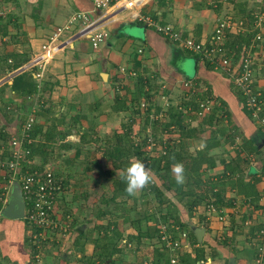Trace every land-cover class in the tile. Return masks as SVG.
Returning a JSON list of instances; mask_svg holds the SVG:
<instances>
[{
    "label": "crops",
    "instance_id": "obj_1",
    "mask_svg": "<svg viewBox=\"0 0 264 264\" xmlns=\"http://www.w3.org/2000/svg\"><path fill=\"white\" fill-rule=\"evenodd\" d=\"M9 1L14 2L15 4L19 3V0ZM21 1L29 3L27 13L22 14L21 16H16L14 13H7L8 15L6 14V16L8 19L12 20V23L15 22L13 26H15L16 29L19 28L24 31V46L25 49L30 52V56L27 55L29 56V59L41 51L42 44L46 42L51 33L57 26L65 24L71 15L80 11H88L94 18L102 12V10L94 8L95 2L93 0ZM199 1L200 0H150L148 4L141 8V11L149 15V12L152 10H157L158 17L156 20L158 22L165 25H171L174 29L181 31L185 36L197 37L198 35V38L203 40L213 31L216 20L222 16H229V14H227V10L224 14H216L212 9H204L196 4V2ZM222 4V10L229 4L232 5L231 8L233 10V15L238 19H241V16L245 15V12L247 11L253 18L254 13L261 12L264 14V0H234L233 3L228 0L227 3L222 2ZM252 7L254 8L252 9ZM20 13H23V10H20ZM230 16L232 17V15ZM196 18H201L204 21L196 22ZM135 21L129 18H115L110 19L105 23L102 22L100 26H104L110 35H108L109 37L106 42L101 43L97 48H92L86 37L73 38L67 46L59 48L46 63L41 76L39 78L35 77L38 84V90L30 97L18 95L9 87L4 86L6 84L10 85L13 76L16 74L23 71H31L35 74V72L39 71V68L34 66L30 67V70L21 69L19 71H10L8 73L9 70L6 67L5 73H2L0 76V87L2 86L0 101L13 103V105L25 101L26 104L30 105V111L26 113V118L30 114H33L34 122L42 125V131H45L47 128H51V131H53V128L55 127L56 130L55 128L54 130L56 132H67L64 139H56L54 143L53 141L51 142L52 148L53 145L56 147L60 142H66L71 144V149H77L78 147L80 149L82 144L94 141H98V143L101 144L100 147L105 148L112 144L108 141L110 138L109 135L112 132L121 131L119 126H116L118 123L116 117L118 114L120 115L121 112L115 108L119 103L114 101V96L118 95V99H124L127 106H129L131 105L130 92H132L134 88L133 79H135V77H128L126 73L122 74L119 68L125 66L127 71L132 69L137 72V74L144 75L146 79L149 77L151 78L152 74H155L153 72L154 70H158L160 74L157 78L158 82L162 84V87H167L164 80L168 81L171 85L178 83L179 87L186 91L185 93L189 97L196 94L200 89H206L207 87L210 88L212 95L215 98H217L216 96H220L227 102L228 109L232 113V120L234 125L238 128V131H240L239 122L234 117L238 116L241 120V124L244 125V128L242 133L240 132V136L245 135L247 137H254V139L258 138L257 143L259 144L261 142L264 137L261 134L263 130L255 131L253 124L246 119L243 113H241V103L238 97L233 94V89H230L226 82L220 79L218 74L219 71L214 70V73L206 71V65L201 61L199 64V73L195 68V64H197L198 61L197 59L194 64L193 74L189 76V78H184L181 74L184 70L182 66L176 67L173 63L168 66L162 60L163 54L182 57L180 56L182 54V51L180 50L184 48L178 46L175 42L170 41L163 35L162 37L159 34L149 31V28L146 27L145 24L141 25L135 23ZM8 27L12 28L11 23ZM76 27L77 26H75L73 30ZM136 27H141V30L136 29ZM253 30L255 32L257 30V32H263L264 36V25L263 27L258 28L253 22L251 27H249V31L251 32ZM139 43H142V45H139ZM4 46V55L10 52L21 53L22 51L18 47L16 50L11 48L8 41L4 42ZM257 53L258 57L261 59L264 57V42H262L261 49L257 51ZM159 55H161V57ZM153 56H155V60ZM134 61L140 63L137 71L133 66ZM4 62L6 63V61ZM4 62L3 64H5ZM151 67H156V69H152ZM261 71L263 72L262 75ZM103 73L106 75L104 76ZM256 73L258 85L264 88V64L261 62H257ZM196 75L199 76L198 80H195V78L193 79ZM189 97L182 98L179 102L182 100H189ZM153 99H155V96L152 97L151 100ZM106 103L110 104L106 105ZM148 103H150L149 100ZM183 111H185V109ZM19 113L20 112L16 111L13 114L8 115L7 122L9 125L6 126L7 130L13 132L16 129V131L19 132L23 123L19 122ZM74 118H78L79 120L75 119V121L73 120ZM2 123L5 124L3 120ZM86 128H88V133H85L86 136L81 138L80 135L86 132ZM172 128L173 125L168 128V132H164H174V130H170ZM89 133L90 135L92 133V138H88ZM236 138H238L239 141L235 140L233 143L223 141L219 147L223 146L224 149L233 148L234 152L232 154L235 155V149L240 143L239 137ZM38 139H40V136L36 138V140ZM194 141H196V139H193V142ZM163 144L165 143L163 142ZM200 148H202V146ZM260 148L264 151V144L260 145ZM71 149L65 152L62 150V154H60V157L57 159H60L65 153L66 155L68 154L71 156ZM36 157V160L38 161L40 157ZM103 160L104 158L102 161ZM220 162L222 161L220 160ZM261 163L263 165L264 161H261ZM249 164L256 169L258 167L255 159L254 162L249 159ZM49 165H51V161L49 162ZM250 165H248L245 172H249ZM213 168L216 169L215 166ZM50 169L53 170V166ZM2 172L3 171L0 170V174ZM210 178L212 181L213 179H215L214 181L217 180V176H211ZM257 188L260 194V199L256 207L243 201L240 197L235 196L233 191L227 189L225 195L227 197L230 196V198L234 200L231 202V205L220 207V210L222 212L224 208L227 211V215L230 213L229 219L226 216L223 220H216L214 215L210 218H205V214H203V220L206 221L208 229L203 227L202 224H195L194 226H191L187 232L189 233L190 230L193 232L192 228L195 226H202L204 229L203 240L206 239L211 243V235L215 236L216 234L218 238L222 239L223 243H225L226 238H229V245L236 251L235 255H233L234 259L241 264L250 263L252 261L253 249L251 248V253L246 250V241H248L249 236H254V231L259 227L263 218L262 216L255 215L253 212L252 218H248L246 221L244 220L245 226L243 229L240 228L241 230L236 227L237 224H233L232 218L243 220L238 213L241 212L242 215H244L246 210L251 211L246 207H240L242 205H248L255 208V210L258 209L259 213L264 209V177H262L261 181L257 184ZM239 199L240 201H238ZM242 201L244 204H239V202L242 203ZM202 208L205 210L206 204ZM213 223L216 228L213 226L212 228L210 227ZM26 226L27 224L24 218H0V264H21L30 261L28 259V249L23 242L27 241L24 236H29V231L26 229ZM218 228L222 231L217 230ZM189 239H191L190 235ZM209 242L208 244H210ZM87 244L85 245V249L88 253L89 250H92L93 245L90 244L91 246L88 247ZM34 257H38V254L34 255ZM73 259L75 258H70L69 261L73 262ZM35 260L37 261V264H40L38 258ZM45 260L48 262V259L45 258ZM32 264L35 263L32 262Z\"/></svg>",
    "mask_w": 264,
    "mask_h": 264
},
{
    "label": "trees",
    "instance_id": "obj_2",
    "mask_svg": "<svg viewBox=\"0 0 264 264\" xmlns=\"http://www.w3.org/2000/svg\"><path fill=\"white\" fill-rule=\"evenodd\" d=\"M231 3H233L234 0H229ZM216 3V4H215ZM196 4L203 8H213L216 11L220 10L221 7V1L220 0H212L210 2H206V0H200L199 2H196ZM214 5V6H213ZM160 6V5H159ZM159 9V7H158ZM101 10V9H97ZM242 10V9H241ZM141 13L143 15L149 16L154 22L159 23L161 25V22H158L156 19L158 17L157 10H152L148 14H145V12ZM254 18L249 14V12H245V15L241 16V19H238L237 17H230L233 21H242V28L238 30H234L232 32H227L226 39L224 42L225 47V54L227 56H234L233 58L237 60L238 55L240 51L243 48L248 47L252 40L257 34L258 30L255 32L249 31V27H251V24L255 21ZM12 23V20L8 19L7 21H3L0 18V34L6 35L7 34V28L9 24ZM13 22L12 24H14ZM135 23L138 24H145L142 20H136ZM146 25V24H145ZM146 27L149 28V31L154 32L155 34H159L162 36L161 33L157 32L153 25ZM177 30V29H176ZM182 36H185L182 34ZM163 37V36H162ZM263 41H254L255 44H257V47L254 46L251 50L259 51L261 49L262 42H264V36L263 33L261 34ZM195 41H199L200 39L197 37H192ZM179 50V49H178ZM182 51L180 56H183L185 53L191 57L197 58V64H195L196 70L200 73V62L202 61L199 59V55L197 53H194L192 51L188 50H180ZM179 54V53H178ZM177 56V55H176ZM4 58V59H3ZM2 59H0V76L2 73H5L3 71V60L10 59L12 60V64H9L7 69L9 71L13 69H17L19 66H21L23 63L27 62L29 57L27 54H21L17 52H10L6 53ZM257 62H261L264 64V57L261 59L260 57H257ZM5 60V61H6ZM140 63L137 61H134V69L137 71L139 69ZM206 71L214 73L215 70L213 69L212 65H210L208 62L205 63ZM6 70V68H4ZM257 71V69H256ZM222 74H220V73ZM219 77L220 79L224 80L228 87L233 89V94L238 97L241 107L240 111L243 113L246 117V119L253 124L255 131L257 130H263L261 133L264 136V127L259 125L254 118L251 115V110L246 106L245 104V96L244 93L233 86L231 83L229 77L225 72L219 71ZM261 71V75H262ZM137 76H129V77H135L134 79V88L131 93L130 102L132 104H136V107L133 109L134 113L138 114L141 111L139 101L143 99L146 103L149 101H152V97L155 96V93H151L152 88V82L157 81V77L153 79V81H150V78H145L142 74H137ZM257 73L255 72V79ZM195 80L199 79V76L193 77ZM227 80H225V79ZM149 84V85H148ZM4 87H9L14 93L21 95L23 97H30L38 90V84L35 80L34 73L31 71H23L21 73L16 74L13 76L12 83L10 85H5ZM217 101L213 104L214 96L212 95V92L210 88H206L203 90L202 93L197 92L194 95H191L189 97V100H182L180 102H177L175 106L168 105V121L167 122H159L155 125H153V134L157 135V133H165L164 131L168 132V128L171 125L178 124L180 128V136L181 139L178 142H174L172 144L165 145V149L163 152L159 153L157 156H144L143 150L140 148V145L138 144H126L124 142V139H127V134H123V136L119 134H115V142L111 145H108L106 148H103V150L100 152V158H98L97 161H78L77 156L81 153L80 149H75L74 156L71 158H66L63 162L67 163V166L76 168L79 166V163L85 164L84 169L90 170L92 168H96L97 170V176L99 177H107L111 178L114 174L113 169H124L126 168L127 163L124 161H121L122 158H135L138 160H141L145 162L146 168L149 170V172L155 176L158 177V179L163 184L164 189L163 190H172L173 194L175 195V198L179 204L182 202V206L186 207L187 213L191 215L192 209L199 205L204 198L207 196V192L210 190V194H212L214 197L213 200H210L211 203L214 204L215 207H223L227 205H231V202L234 199L228 198L224 199V194L228 190L233 191L235 196L240 197L243 201H246L255 207L258 205V201L260 199V194L257 188V184L261 181L262 177H264V164L260 162L259 166L254 168L249 164V157L250 155L257 156L259 155L261 148L258 147V138L254 139V137H247L245 135L239 136L240 143L235 149V155L232 158L231 161L225 162L222 161V172L219 176H217L216 181H210V179L203 181L201 170L202 166L205 165L206 167L213 168L215 166L214 159H211L208 156V152L212 150L213 148L219 147L223 141H228L230 143H233L236 140V137L238 136V128L234 125V122L232 120V113L228 109L227 102L220 96H216ZM118 95L114 96V101L116 103H119L115 108L118 111H124L128 109L127 103L124 99L119 100ZM258 100H264V88L261 87L260 89V95L257 97ZM127 100V99H126ZM207 100L212 101V106L209 110V112H204L202 110V107L200 106L201 102H206ZM144 101L143 102L144 104ZM140 102V103H141ZM0 145L1 143H7L10 138V132L7 130V127L9 124L7 122V115H9V109H10V103H7L5 101H0ZM18 108V119L19 122H23L26 119V113L30 111V105L26 104L25 101H22L20 104L16 103ZM133 106V105H132ZM142 107V106H141ZM179 110V112H182L184 109L185 111L192 112V117H196L199 111H202L203 116L199 120L198 124L196 126L191 127L187 125H180L179 123H176L180 121L178 119L176 109ZM14 109V111L16 110ZM156 112L160 110V107H156ZM144 110H147V107H145ZM2 118V119H1ZM79 118V117H78ZM77 118V119H78ZM74 118L73 120H75ZM76 119V120H77ZM2 120L5 124L2 123ZM75 120V121H76ZM79 120V119H78ZM72 121V122H75ZM55 128V127H54ZM53 131L52 129L47 128L45 131H42V125L34 122L32 127L28 130V134L26 137L23 138L22 147L23 149L28 151L27 158L30 163L26 162L22 163L21 165V172H24L25 170H32L34 168H38V170H43L45 165H48L49 168H52V165H49L50 162V156L52 154V157L54 159H57L60 157V151H69L71 149V144L66 142H60L58 146H54L52 148L51 142L53 143L56 141V139H64V137L67 135V132H56V128ZM209 131V134L204 141L202 148H197L195 150V154L188 153V151L185 149L186 146L189 144L188 139H198L204 132ZM87 132H84V134H81V138L85 137ZM40 136V139L36 140V138ZM53 139V140H52ZM35 156H39V162L35 165L34 162H32V158ZM10 157V152L8 149L0 150V161H3L5 158ZM102 157L111 160L113 167L112 169H106L103 168L102 165H100V160ZM95 160V159H93ZM177 163H180L184 167V176L188 179H186V182H188L187 185H193L194 188H191V186H188L187 188H183L182 184H178L175 180V177L169 176V173L171 171V167L175 166ZM249 167V172H245L246 168ZM4 167V166H3ZM54 169V167H53ZM2 173L0 174V182H4L3 184H9L10 179L12 177L11 171H8L6 168H2ZM53 171V170H52ZM54 178L59 186L62 188L67 183L66 179L61 178V174L58 172L53 171ZM190 180V181H189ZM208 182V188L206 187ZM113 183L115 184L114 193L112 196V199L114 200L115 197L119 193H124L128 195V192L126 189V183L127 181L124 179L120 180H113ZM195 187L198 189V192L195 191ZM202 188V190H201ZM150 191L154 193V198H157V201L164 202L167 198L164 196L163 191L158 188V186L153 183V185L149 188ZM201 191V192H200ZM200 192V193H199ZM9 193L6 186H0V209L5 205L4 200L6 199V195ZM188 196H193V199L189 200L187 199ZM168 201V200H166ZM209 202V201H208ZM171 203V202H169ZM207 203V202H206ZM117 205V206H116ZM114 207V210H118V215L113 216L109 219L106 224H96L93 226V230L95 233H92L91 237H87L88 234H85L82 231V226H79L76 228L78 236L73 240V246L75 247V251L78 250L82 251L83 246L85 243H90L93 245L92 252L90 255L84 256L80 253V256L77 257L76 263H70L69 259H63L64 264H128L129 262L126 260H122L119 257V254H122L123 249L127 246L129 247H138V243H143L147 240L157 239L161 242L162 248L165 247L164 241H161L160 237L161 234L159 225L157 222H167L170 218L174 220V222L178 225V230H182L185 228V223L178 214V207L174 206L173 209L167 208L166 211L160 214L158 219H155L154 214L151 213L148 209L146 211H143L140 217L136 218H129L130 226H132L135 230L134 234H129L128 237L122 236V230L120 228V221L119 219H124L126 215L129 213V211L132 209L127 208L122 204V206H119L120 204H116ZM172 206V203H171ZM110 213L109 209H100L98 212L99 216H103ZM222 214V212H221ZM220 215V214H219ZM56 217V211L55 213H51V218ZM153 219V220H152ZM148 221H154V224H148ZM157 221V222H156ZM202 225L205 227L206 222H202ZM35 227V226H33ZM167 231L172 234L173 237L177 236V233L174 228H169L167 225ZM187 231L189 229H186ZM40 231V228L34 229L35 233H38ZM188 233V232H187ZM191 237L192 244L194 245L192 251L193 253H184V255L179 257V261L181 264H198L203 263L206 259V256L204 254V248L202 245H208V240H204L202 242V245H199V243L196 240L195 235L191 230L188 233ZM95 235V236H94ZM134 243V244H133ZM138 244V245H137ZM78 249V250H77ZM165 249H167L165 247ZM35 250V248H34ZM168 250V249H167ZM36 251V250H35ZM154 257L153 259H150L148 261L141 260L139 264H169V258L171 255L169 253H163L162 249L154 248ZM171 252V251H169ZM48 264V263H47Z\"/></svg>",
    "mask_w": 264,
    "mask_h": 264
},
{
    "label": "rangeland",
    "instance_id": "obj_3",
    "mask_svg": "<svg viewBox=\"0 0 264 264\" xmlns=\"http://www.w3.org/2000/svg\"><path fill=\"white\" fill-rule=\"evenodd\" d=\"M212 0H206V2H210ZM221 1V7L219 11L214 10L213 8H209L212 9V11L216 14H224L225 11L227 10V14H229V17H231L230 15H233V10L231 8L232 5H228L226 6V8H224L222 10V2L223 3H227L226 0H220ZM8 0H0V18L2 20V22L5 20H8V17L6 16L7 13H14L16 14V16H21L22 14L27 13V10L29 8V3H27L26 1H21L19 0V3L15 4L14 2H10ZM148 4V3H147ZM216 4V3H215ZM24 5V6H23ZM214 6V5H213ZM14 7V8H12ZM254 7H252L253 9ZM206 9V8H204ZM208 9V8H207ZM235 9V7H234ZM20 10H23V13H20ZM236 10V9H235ZM241 11V10H239ZM223 12V13H222ZM254 12V11H253ZM206 14V11H205ZM8 15V14H7ZM215 17V15H214ZM213 17V18H214ZM136 19H133V21H135ZM204 20H202L201 18H196V22H203ZM264 25V22L262 24V27ZM12 28L8 27L7 29V34L6 35H1L0 34V59H2L4 57V50H5V46H4V42H9L11 48H13L14 50H16V48H20L21 54H27L30 56V52L27 51L25 49L24 46V31L22 29H16L15 26H13V24L11 23ZM20 28H21V24H20ZM136 29L141 30V27H136ZM133 30V29H130ZM135 34V33H133ZM110 35V34H109ZM4 36V37H3ZM82 37V36H81ZM109 37V36H108ZM108 37L105 39H108ZM112 38V36H111ZM110 38V39H111ZM47 41V40H46ZM80 41H84V40H80ZM90 42V41H89ZM79 43V42H77ZM101 45V44H100ZM99 45V46H100ZM139 45H142V43H139ZM146 49V48H145ZM26 50V52H25ZM148 54V53H147ZM28 56V57H29ZM161 57V55H159ZM154 60L156 59L155 56ZM4 59V58H3ZM6 60V59H5ZM4 60V61H5ZM163 62H165L168 66L171 65L172 63L177 67V66H182L184 68L183 72H185L186 74H188L189 76H191L193 74L194 71V64L193 63V58L189 55H187L186 53L182 56H176V55H168V54H163V58H162ZM3 61V62H4ZM28 62V61H27ZM26 62V63H27ZM5 63V62H4ZM1 64L3 65L4 68L8 67L9 64H12V60L10 62H8V60H6V65L3 64L1 62ZM25 65V64H23ZM155 66V64H154ZM175 67V68H176ZM3 68V71H5V69ZM30 67L27 68V70ZM152 69H156V67H151ZM22 68L20 67V70ZM17 69H13L11 70V72H14ZM161 70V69H160ZM162 71V70H161ZM155 74H152V77L150 78V81L152 82L153 79L155 78V75H157L156 77H158V75L160 74V72L158 70H154L153 71ZM163 72V71H162ZM13 74V73H12ZM150 76V74H149ZM217 78V77H216ZM134 80V79H133ZM164 83L167 87H162V84L158 82V79L156 82H152V88H151V93H155V99H153L152 101H149L150 103H146L143 99H141L139 101V104L141 105V101H144V106H140L141 111L140 113L136 114L134 113L133 109L136 107V104H132L128 106L127 110L124 111H120V115L118 114V116L116 117V119L118 120V123L116 126H119V129L121 130L120 132H112L109 135V139L108 141L110 143H114L115 142V134H119L121 136H123V134H127L126 136L128 137L127 139H124V142L128 145V144H138L140 145V148L143 150V154L144 156H157L159 153L163 152V150L165 149V145L167 144H172L174 142H178L181 139L180 136V128L178 124L173 125V128L170 130H174L171 131V133H157V135L153 134L152 130H153V125L159 123V122H167L169 119V115H168V111H166L168 109V105H172L175 106L177 102H179L180 99L182 98H188L189 96L186 95V91H184L183 89H181L177 84H173L171 85L170 83H168V81L164 80ZM149 85V84H148ZM1 88L0 87V92H1ZM204 89H200L198 92L202 93ZM165 94V95H164ZM168 98V99H167ZM217 101V98L214 97L213 100V104ZM141 102V103H140ZM109 105L110 103H106V105ZM212 104H210V108H211ZM145 107H147V110H144ZM156 107H160V110H158V112H156ZM18 108L17 105H13V103H10V111H9V115L13 114L14 112H18V110L14 111V109ZM176 109V108H175ZM210 110V109H209ZM208 110V112H209ZM178 116V119L180 121L176 122L179 123L180 125H187V126H191L194 127L196 126V124H198L199 120L202 118L203 114H197L196 117H192L193 113L187 111H182L179 112L178 109L175 110ZM211 111V110H210ZM206 112V111H205ZM236 114V111H235ZM8 117V115H7ZM12 117V116H11ZM9 117V118H11ZM234 118H236V120H238V124L240 127V131H238V136L239 137L243 131L244 125L241 124V120L239 119L238 116H235ZM24 122V121H23ZM88 128H86V132L88 133ZM9 131V130H8ZM10 132V138L12 137H21L22 136V127L20 128L19 132L16 131H9ZM90 132V131H89ZM169 134V135H166ZM209 134V131L204 132L200 137H198V139H196V141L193 142V139H188L189 144L186 146V150L188 151V153L191 154H195V150L197 148H200L204 141L206 140L207 136ZM89 137L88 138H92L93 135L91 133L88 134ZM168 136V137H167ZM74 139V138H72ZM195 140V139H194ZM237 141L238 138H236ZM163 142L165 144H163ZM7 143H1V145L6 146ZM101 144L98 143V141H94V142H86L85 144H82L80 147V155L77 156V160L78 161H83L85 162V160L87 161H97L98 158H100V152L103 150V148L100 147ZM79 148V147H78ZM106 148V147H105ZM232 149V150H231ZM228 148V149H224V147H217V148H213L212 150H210L208 152V156L211 159H214L215 162V167L211 168V167H206L205 165L202 166V170H201V175L203 178V181H206L208 179L211 180V176H219L222 172V162H220V160H224L225 162H228L232 160V158L234 157V154H232L234 152L233 148ZM65 152V151H64ZM75 152V149H71V156H73ZM61 153V151H60ZM62 154V153H61ZM70 155H66V153L60 158V159H54L51 156L50 161H51V165L54 167L53 171L60 173L61 178L62 179H66L67 183L62 186L61 189L58 190V192L56 193V204H55V211H56V217H53V227L50 228H46V229H41L39 233H35L34 229L35 227H33L32 225H30L27 221H26V229L29 231V236H24L25 239H27V241H23L24 244L26 245L28 252H29V257L28 259L30 260V262H34L35 264H37V261L35 260L36 258L39 259L40 264H64L63 259H65L63 256H67V260L70 258H75L73 259V262L71 263H76L77 257L80 256V253L84 256H87L86 254H91L92 250H89L88 253L86 252L85 249V245L87 243H85V245L83 246V250L80 251L78 250L77 252L75 251V247L72 245L73 240L78 236L77 230L76 228L79 226H82V231L85 234H88L87 237H91L92 233L94 232V228L93 226L96 224H106V222L109 221L110 218H112L113 216L118 215L117 213H119V211L114 210V207L116 204H120L119 206H122V204L124 206H126L127 208H132L129 213L126 215V217H124V219H119L120 221V228L122 230V236H124L125 238L129 236V234H134L135 230L132 226H130V222L128 221L129 218H136V217H140L143 211H146L147 209L149 211H151V213L154 214L155 219H158V217L160 216V214L166 211L167 208L169 209H173L174 206H176V208L178 207V214L177 217L179 216V218H181V220H183V222L185 223V228H183L182 230H178V225L174 222V220L172 218H170L169 220H167V222H157V224L159 225L160 228V234H161V241L162 240V235L165 234L167 236V238H170L172 240H179V243L181 242V244H184L183 246H181L179 244V247H174L173 249H170L167 245H165V247L168 249H165V247L162 248L161 242L157 239H152V240H147L144 241L143 243H138L139 246L138 247H125L122 251V254H119V257L122 260H126L129 263L128 264H139V262L141 260L144 261H148L150 259H153L154 257V248H159L160 250L162 249L163 253H169V255H175L177 256V260L179 261V257L184 255V253H190L192 254L193 251V247L194 245L192 244L191 239H189V235L187 233L186 229H189L191 226H194L195 224H202V222H206L204 219V215L205 214V218H210L212 215H214V217L216 218V220H223L226 216L229 219V214L227 215V211L223 208L222 210V214H216V211H210L208 209H203L202 207L205 206V204L211 203L210 200H213L214 197L212 194H210V190L207 192V196L206 198L203 199V201L197 205L196 207H194L192 209V213L191 215H189L187 213V209L186 207L182 206V202L181 204H179V202H177L175 195L173 194L172 190H163V184L161 183V181L158 179L157 176L153 175L150 173L152 179L149 183H147L143 188L138 189L135 194H129L126 195L124 193H119L117 195V197H115V199H112L113 193H114V188H115V184L113 183V180H120V179H124L121 175V173L124 172L125 168L122 169H113L114 170V174L111 178H107V177H99L97 176V170L96 168H92L90 170H85V164H81L79 163V166H77L76 168L68 167L67 163L63 162L67 157L70 158ZM251 157L249 158L250 161L255 162L257 164V166H259L261 161H264V151L261 150V153L259 155H257L256 157L253 155H250ZM36 156L33 157V160L35 162V164H37L39 162V160H36ZM104 157H102L103 159ZM95 159V160H93ZM102 159L100 160V165L103 166V168L106 169H112L113 164L111 162V160H108L106 158H104V160L102 161ZM135 158H122L121 161H124L127 163V165L134 160ZM145 164V162H143ZM126 165V166H127ZM46 166V165H45ZM44 166V167H45ZM173 167H171V171L169 173V176L175 177V173L173 172ZM0 170L2 171V167L0 166ZM211 173H215V174H211ZM186 178L184 176V182L182 183L183 188H187L188 186H191V188H194V184L192 185H187L188 182H186ZM125 180V179H124ZM215 179H213L214 181ZM190 181V180H189ZM4 182H0V186H6L7 190L10 191L11 189V183L9 184H3ZM153 183H155L158 188H160V190L163 191L164 196L167 198L166 200L168 201H164L159 202L157 201V198H154V193L152 191L149 190L150 186L153 185ZM206 187L208 188V182ZM202 190V188H201ZM194 192H198V189L195 187V191ZM201 192V191H200ZM199 192V193H200ZM7 197V195H6ZM230 198V196H226L224 194V199H228ZM187 199L191 200L193 199V196H188ZM209 201V202H208ZM240 201V199L238 200ZM171 202L172 206H171ZM207 202V203H206ZM237 203V200H236ZM239 204H244V202L242 201V203L239 202ZM174 205V206H173ZM117 206V205H116ZM240 207H246L251 211L246 210V212L244 213V215H242L241 212H237L240 215V218H243V220H236L235 218H232L233 220V224L236 225L237 224V228L238 229H243L244 222L248 219V218H252L253 216V212L255 215L258 216H262V218L264 217V209H262L260 211V213L258 212V209L255 210V208H252L250 206H240ZM100 209H109L110 213L103 215V216H99L98 212L100 211ZM217 209H220V207ZM254 209V211H253ZM203 212V213H201ZM216 215V216H215ZM238 215V216H239ZM220 216V217H219ZM218 217V218H217ZM246 218V219H245ZM113 219V218H112ZM153 220V219H152ZM245 220V221H244ZM154 221H148V224H154ZM243 224V225H242ZM169 228H174L178 238H175L172 236V234H170V232L167 231V227ZM212 226L214 228H216V226L213 224L210 225V227L212 228ZM200 228H202V226H199ZM204 227V226H203ZM37 228V227H36ZM205 228L208 229V226L205 225ZM240 229V230H241ZM212 230V229H211ZM217 230H221L220 228H218ZM222 231V230H221ZM255 232V231H254ZM182 233H185V237L182 236ZM95 236V235H94ZM211 243L208 245H202V242H204V238L202 237L201 242H198L199 245H202L204 248V254L206 257H210L211 262H216L218 264H241L238 263L235 259L234 256L236 251L229 245L228 241L229 238L225 239V243H223L221 238H218L217 234L215 236L211 235ZM197 240V239H196ZM247 245H246V250L250 253L253 249L252 252V261L250 263H246V264H258L255 260V254H256V249H255V242L253 240V236H249L248 241H246ZM254 243V244H253ZM134 244V243H133ZM137 244V245H138ZM88 247H90V243L87 244ZM35 248V250H34ZM252 248V249H251ZM261 248V247H259ZM250 249V250H249ZM170 250H173L171 252H169ZM38 257H34V255H37ZM154 254V255H153ZM74 256V257H73ZM34 258V259H33ZM48 259V262L47 260ZM52 260V261H51ZM206 261V259H204ZM264 260V258L262 259ZM205 261L203 263H205ZM199 264V263H198Z\"/></svg>",
    "mask_w": 264,
    "mask_h": 264
},
{
    "label": "built area",
    "instance_id": "obj_4",
    "mask_svg": "<svg viewBox=\"0 0 264 264\" xmlns=\"http://www.w3.org/2000/svg\"><path fill=\"white\" fill-rule=\"evenodd\" d=\"M95 2V9H101V14L97 17H92L88 11H80L71 15L69 20L62 25L56 27V29L48 37L47 41L41 46V51L33 55L25 65H21L15 71L27 69L28 67L37 66L39 71L35 72L34 76L39 78L42 74L43 68L46 66L48 60L53 54L61 47L67 46L71 40L76 36L86 37L92 46L97 48L101 43L105 42L109 32L104 26H100L102 22L109 21L115 18H129L142 20L146 25H153L154 29L161 33L164 37L170 41L175 42L178 46L197 53L199 59L205 64L208 62L212 65L214 70L225 72L229 77L234 87L240 89L245 96V104L251 110V115L254 120L264 127V100H258L260 95L261 86L258 85L255 79V72L257 69L256 60L258 59V53L253 49L256 44L254 41H263L261 34L258 32L255 34L252 43L243 48L237 60L234 56H227L225 54L224 42L227 32H232L242 28V21H233L229 16H222L216 20L215 26L211 34L203 40L195 41L192 36H182L181 31L174 29L171 25H161L154 22L149 16L141 13V8L145 6L150 0H93ZM227 1V0H226ZM254 24L256 27L261 28L264 22V14L261 12L255 13ZM77 26L74 30L73 28ZM11 60L8 59V62ZM120 72L126 73L129 76H136V72L132 69L126 70L125 66H121ZM127 71V72H126ZM10 71H8L9 73ZM212 101L207 100L201 102L200 106L202 110L208 112ZM141 106H144L141 103ZM198 114H202L199 111ZM34 123V116L30 114L26 120L22 123V136L12 137L6 144V146L0 145V150H4L5 147L10 152V157L0 161V166L11 171L12 177L10 183L17 179L23 194L25 201V217L24 219L32 226L37 228L46 229L53 227V218L51 213H55L56 193L61 187L54 181L53 171L46 165L43 170L34 168L31 171L25 170L21 172V164L24 162L30 163L27 154L28 151L23 149V138L27 136L28 130ZM34 162L33 158L31 160ZM35 164V162H34ZM36 165V164H35ZM4 166V167H3ZM8 197V194H7ZM4 200L6 202L7 200ZM206 209L210 211H216V214H221V210L217 209L213 203L206 204ZM1 210V209H0ZM0 214V218H1ZM220 217V216H219ZM40 232V231H39ZM185 237V233H182ZM162 240L165 245L170 249L179 247V240H172L167 238L165 234L162 235ZM253 240L256 249L254 260L258 264H264V217L261 224L255 230ZM261 247V248H259ZM173 251V250H170ZM169 264H179L177 256L171 255L169 258ZM200 264V263H199ZM202 264H217L210 260V257L206 258L205 263Z\"/></svg>",
    "mask_w": 264,
    "mask_h": 264
},
{
    "label": "water",
    "instance_id": "obj_5",
    "mask_svg": "<svg viewBox=\"0 0 264 264\" xmlns=\"http://www.w3.org/2000/svg\"><path fill=\"white\" fill-rule=\"evenodd\" d=\"M196 60L197 58H193V63H195ZM181 74L183 75L184 78H189V75L186 74L185 72L182 71ZM103 75L105 76L106 74L103 73ZM262 144H264V137L261 140V142L258 144V147H260V145ZM0 214L2 217L8 218V219H22L25 217V201H24L23 194L20 188V184L17 179L13 180L11 183V189L8 193V197L5 202V205L0 210ZM192 230H193V234L195 235L197 241L201 242V239L204 234V229L198 226H195L192 228ZM64 258H67V257L64 256ZM21 264H32V263L30 261H26Z\"/></svg>",
    "mask_w": 264,
    "mask_h": 264
},
{
    "label": "clouds",
    "instance_id": "obj_6",
    "mask_svg": "<svg viewBox=\"0 0 264 264\" xmlns=\"http://www.w3.org/2000/svg\"><path fill=\"white\" fill-rule=\"evenodd\" d=\"M173 172L175 173V180L178 184L184 182V167L182 164L177 163ZM122 177L127 181L126 191L131 195L135 194L138 189L143 188L152 179L149 170L146 168L143 161L134 159L125 168L124 172L121 173ZM39 233V232H38Z\"/></svg>",
    "mask_w": 264,
    "mask_h": 264
}]
</instances>
